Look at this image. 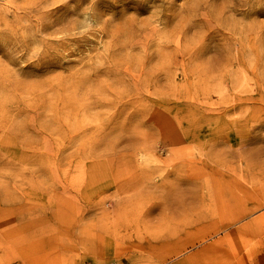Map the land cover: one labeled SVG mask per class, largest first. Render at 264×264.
Wrapping results in <instances>:
<instances>
[{
    "label": "rangeland",
    "instance_id": "1",
    "mask_svg": "<svg viewBox=\"0 0 264 264\" xmlns=\"http://www.w3.org/2000/svg\"><path fill=\"white\" fill-rule=\"evenodd\" d=\"M261 209L264 0H0V264H167Z\"/></svg>",
    "mask_w": 264,
    "mask_h": 264
},
{
    "label": "crops",
    "instance_id": "2",
    "mask_svg": "<svg viewBox=\"0 0 264 264\" xmlns=\"http://www.w3.org/2000/svg\"><path fill=\"white\" fill-rule=\"evenodd\" d=\"M243 207L232 208L236 212ZM234 212V211H233ZM204 216H202L203 218ZM217 222V224H216ZM216 224V225H215ZM226 222L198 220L191 236L164 237L162 248H150L149 262L167 261V264H264V248L253 247L252 242L264 238V209L246 216L242 227L225 235ZM187 227H181L178 233H187ZM224 229V230H223ZM182 230V231H181ZM219 233L211 241L203 240L208 234ZM242 236V241L239 239ZM198 244L192 248L193 242ZM248 255L234 258L232 250L246 249Z\"/></svg>",
    "mask_w": 264,
    "mask_h": 264
}]
</instances>
